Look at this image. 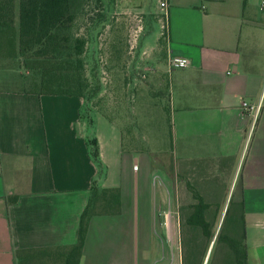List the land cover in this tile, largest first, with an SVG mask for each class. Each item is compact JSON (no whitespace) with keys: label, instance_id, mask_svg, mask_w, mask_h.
Here are the masks:
<instances>
[{"label":"crops","instance_id":"1","mask_svg":"<svg viewBox=\"0 0 264 264\" xmlns=\"http://www.w3.org/2000/svg\"><path fill=\"white\" fill-rule=\"evenodd\" d=\"M160 2L169 49L138 65L143 78L123 77L116 105L0 88V264H19V249L46 250L24 264H64L62 248L76 242L93 186L119 188L120 212L90 217L78 264H182L180 230H167L163 181L162 230L138 229L150 209L140 203L136 162L152 168L166 125L173 192L180 176L183 205L196 201L195 191L206 202L242 200L247 264H264V5ZM169 54L190 63L171 68Z\"/></svg>","mask_w":264,"mask_h":264},{"label":"trees","instance_id":"2","mask_svg":"<svg viewBox=\"0 0 264 264\" xmlns=\"http://www.w3.org/2000/svg\"><path fill=\"white\" fill-rule=\"evenodd\" d=\"M83 0H0V59L14 60L27 71L39 76L38 89L2 88L39 95H67L88 99L85 76V52L88 36L73 33ZM97 18L90 30L106 18ZM93 19V17H92ZM167 28L162 39L166 41ZM70 71H75L71 83ZM62 72L67 74L63 77ZM98 85V84H97ZM1 88V87H0ZM99 88L90 92L97 93ZM88 91V90H87ZM89 92V91H88ZM93 155L97 156V150ZM196 201L179 206V230L182 264H203L219 222L216 240L222 243L217 264H247L243 201H230L220 221L222 203L206 202L195 191ZM16 195L8 198L15 201ZM120 212L119 188H91L89 200L79 217L77 240L62 248L64 264H78L91 216L118 214ZM60 249V248H57ZM46 250L19 249V264L33 260ZM216 255V254H215ZM211 253L206 264H209Z\"/></svg>","mask_w":264,"mask_h":264},{"label":"rangeland","instance_id":"3","mask_svg":"<svg viewBox=\"0 0 264 264\" xmlns=\"http://www.w3.org/2000/svg\"><path fill=\"white\" fill-rule=\"evenodd\" d=\"M98 13L105 14L106 18L98 23L95 29L90 30V26L94 25ZM162 18L164 17L159 6V0H83L73 33L88 36L84 56L86 60L85 76L89 91L86 90V93L89 98H83L85 101L101 107L103 101L105 102L107 98H110L111 104L116 105L117 88L118 84L123 82V77L127 81L133 82L135 78H143L146 75L145 72L139 71L138 65L140 64L141 67L147 64L151 65L156 59L162 57L161 52L169 49L168 44L162 39L163 24H165ZM160 65L163 66L164 62ZM61 74L64 77L67 73L62 72ZM68 74L71 75V79L76 75L75 71H70ZM167 77L168 75L164 74L165 85ZM39 79L40 76L35 71L25 70L19 66L18 62L0 59L1 88L37 90ZM72 80L71 83H74V79ZM92 88H99V90L92 94L90 92ZM153 98L156 99V96L153 95ZM165 101V99L162 100L163 105H165ZM168 128L166 125L164 136L156 140L160 150L152 160V168L146 167L143 159L136 162L140 168L137 172L138 179L140 176H144V186L139 187L138 190L140 203L143 197L148 203L144 205H148L150 209L148 211L149 217L147 213L139 215V230H162L159 226L162 219L159 194L161 181L165 183L164 209L168 210L167 230H179V206L183 205L180 176L176 182L177 192L175 191V193L170 183L165 179L167 172L165 165L170 163ZM92 156L94 158L93 154ZM232 195L230 194L229 197L227 194L225 195L221 208L222 210L225 209V212L220 218L221 220L226 213L229 202L234 198ZM146 218L149 220L148 227L146 226ZM218 224L216 230H219ZM217 232L215 231L214 239L209 246L207 256L208 260L211 253L209 264H217L218 260H221V257L219 258L217 255L222 247H225L216 240ZM48 264L53 263L49 261Z\"/></svg>","mask_w":264,"mask_h":264},{"label":"built area","instance_id":"4","mask_svg":"<svg viewBox=\"0 0 264 264\" xmlns=\"http://www.w3.org/2000/svg\"><path fill=\"white\" fill-rule=\"evenodd\" d=\"M166 0H161L160 4L162 7H164L166 5ZM261 5H264V0H262ZM166 12L164 13V17H166ZM164 22L165 24H163V27L167 28L166 25V18H164ZM167 63L171 68H183L189 65L190 60L187 57L184 56H180V55H174V54H169L168 58H167ZM241 107L243 110H250V111H254L256 112L258 106H254L249 104L246 101H243L241 103Z\"/></svg>","mask_w":264,"mask_h":264},{"label":"water","instance_id":"5","mask_svg":"<svg viewBox=\"0 0 264 264\" xmlns=\"http://www.w3.org/2000/svg\"><path fill=\"white\" fill-rule=\"evenodd\" d=\"M222 217V216H221ZM220 221H221V219H220ZM216 231H218V230H216ZM214 236H215V234H214ZM214 236H213V239H214ZM212 239V240H213ZM208 254H209V248H208V251H207V254H206V257H205V259H204V262H203V264H205V261L207 260V256H208Z\"/></svg>","mask_w":264,"mask_h":264}]
</instances>
